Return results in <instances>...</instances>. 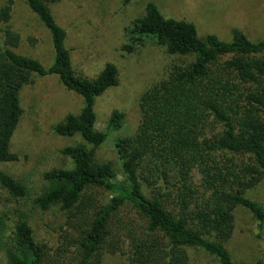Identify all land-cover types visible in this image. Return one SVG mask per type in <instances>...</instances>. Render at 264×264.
<instances>
[{"label": "trees", "instance_id": "trees-1", "mask_svg": "<svg viewBox=\"0 0 264 264\" xmlns=\"http://www.w3.org/2000/svg\"><path fill=\"white\" fill-rule=\"evenodd\" d=\"M25 1L50 32L55 60L47 69L17 52L22 38L10 26L13 0L0 9V166L19 159L11 144L23 115L21 91L35 77L57 76L82 98L80 113L68 115L54 131L85 143L63 149L74 168L45 173L48 188L33 201L42 212H73L75 233L54 248L38 242L19 214L5 245L7 264H103L106 253L127 255L124 264H236L226 248L236 211L248 210L264 229V203L247 196L264 182V40L253 42L239 29L232 30L231 42L212 34L202 38L194 23L166 18L149 2L127 29L132 44L122 50L133 53L151 42L170 56L193 60L172 65L143 94L135 134L115 138L124 177L119 181L113 163L96 155L109 133L123 128L125 116L113 111L101 132L95 111L96 99L119 85L117 67L107 63L94 79L77 75L68 33L50 8L60 0ZM0 185L15 199L27 195L26 185L3 171ZM100 192L111 199L96 200ZM81 206L89 212L76 223ZM117 226L126 231L128 250L113 240ZM190 250L205 255V262L194 261Z\"/></svg>", "mask_w": 264, "mask_h": 264}, {"label": "rangeland", "instance_id": "rangeland-1", "mask_svg": "<svg viewBox=\"0 0 264 264\" xmlns=\"http://www.w3.org/2000/svg\"><path fill=\"white\" fill-rule=\"evenodd\" d=\"M10 0H0V9ZM11 28L21 38L20 54L37 59L49 69L55 60L50 32L30 10L25 0H13ZM154 2L166 18L185 20L196 25L199 36L215 35L224 42L232 41V30L243 31L257 42L264 40V0H60L50 8L58 24L67 33L74 69L79 76L96 78L107 63L118 69L119 85L96 99L97 130L107 131L113 111L124 114V126L109 138L97 151V161L113 163L118 180L123 181L121 163L114 147L116 137L135 134L141 122L140 101L152 86L167 77L172 65H186L193 58H179L167 54L166 49L147 42L129 53L122 50L132 44L127 29L144 16L146 6ZM2 26L0 25V29ZM23 115L14 134L11 151L17 154V162L0 166L3 171L27 187V195L13 198L0 185V264H7L5 245L13 231L19 214L31 225L38 242L58 249L65 238L75 233L72 213L55 207L42 212L34 205V199L48 188L44 174L54 169L71 170L72 161L62 154L63 149L84 144L80 136L62 137L54 128L70 115H77L83 108V100L68 91L57 76L35 77L34 83L21 91ZM194 180L200 185L201 176L195 171ZM96 200L107 202L111 194L100 192ZM264 203V182L247 195ZM89 210L84 206L75 210L76 223L84 220ZM129 222V219L125 218ZM130 223V222H129ZM128 223H126V226ZM126 231L117 226L113 240L122 250H128ZM236 264H264V229L248 210L236 211V228L226 244ZM192 259L205 262L201 252L189 251ZM127 255L106 253L103 264H124Z\"/></svg>", "mask_w": 264, "mask_h": 264}]
</instances>
